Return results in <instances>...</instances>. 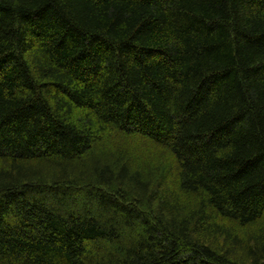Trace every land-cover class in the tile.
Wrapping results in <instances>:
<instances>
[{
    "label": "trees",
    "instance_id": "obj_1",
    "mask_svg": "<svg viewBox=\"0 0 264 264\" xmlns=\"http://www.w3.org/2000/svg\"><path fill=\"white\" fill-rule=\"evenodd\" d=\"M0 264H264V0H0Z\"/></svg>",
    "mask_w": 264,
    "mask_h": 264
}]
</instances>
